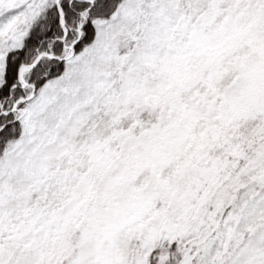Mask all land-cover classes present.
<instances>
[{
  "label": "snow or ice",
  "instance_id": "obj_1",
  "mask_svg": "<svg viewBox=\"0 0 264 264\" xmlns=\"http://www.w3.org/2000/svg\"><path fill=\"white\" fill-rule=\"evenodd\" d=\"M0 264H264V0H0Z\"/></svg>",
  "mask_w": 264,
  "mask_h": 264
}]
</instances>
